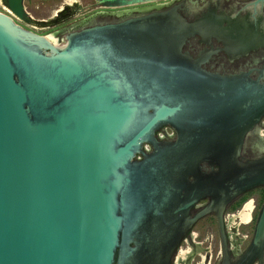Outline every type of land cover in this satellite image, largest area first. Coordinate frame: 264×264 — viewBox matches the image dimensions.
<instances>
[{
  "label": "water",
  "instance_id": "obj_1",
  "mask_svg": "<svg viewBox=\"0 0 264 264\" xmlns=\"http://www.w3.org/2000/svg\"><path fill=\"white\" fill-rule=\"evenodd\" d=\"M187 36L154 13L55 44L0 10V264H169L210 211L224 237V208L264 185V154H242L235 123L264 113V82L188 78L202 71L177 46ZM162 124L176 137L158 139Z\"/></svg>",
  "mask_w": 264,
  "mask_h": 264
},
{
  "label": "flooded vegetation",
  "instance_id": "obj_2",
  "mask_svg": "<svg viewBox=\"0 0 264 264\" xmlns=\"http://www.w3.org/2000/svg\"><path fill=\"white\" fill-rule=\"evenodd\" d=\"M254 2L137 0L121 8L101 5L74 22L49 31L57 36L61 44L68 31L84 26L154 13L169 14L174 23L188 30V36L177 45L181 54L188 56L190 69L202 71L200 74L189 73L188 78L212 80L209 89H241L264 82V1L258 9ZM235 123L246 126L242 154L245 157L264 154V113L255 121ZM155 133L158 139L163 140L176 137L175 129L169 124H162ZM263 200L264 185L247 189L232 200L223 211V238L215 212L201 216L189 231H185L173 250L169 264H264V241L253 244ZM209 202L207 197L201 199L192 212L206 207ZM200 221L203 224L196 228Z\"/></svg>",
  "mask_w": 264,
  "mask_h": 264
},
{
  "label": "rangeland",
  "instance_id": "obj_3",
  "mask_svg": "<svg viewBox=\"0 0 264 264\" xmlns=\"http://www.w3.org/2000/svg\"><path fill=\"white\" fill-rule=\"evenodd\" d=\"M133 1L137 0H23L25 13L20 16L10 9L8 0H0V10L7 12L16 21L39 33H49L52 32L49 30L56 26L67 25L85 16L97 6L111 5L121 8ZM202 224L203 222L200 221L196 228Z\"/></svg>",
  "mask_w": 264,
  "mask_h": 264
},
{
  "label": "bare ground",
  "instance_id": "obj_4",
  "mask_svg": "<svg viewBox=\"0 0 264 264\" xmlns=\"http://www.w3.org/2000/svg\"><path fill=\"white\" fill-rule=\"evenodd\" d=\"M23 2V0H22ZM8 5H9V2H8ZM10 7V5H9ZM24 8V6H23ZM11 9V8H10ZM12 10V9H11ZM13 11V10H12ZM14 13H16L15 11H13ZM24 13H25V10H24ZM24 13L22 15L16 13L17 15H20V16H23ZM43 34H46V36L55 44H59V39L57 38V36L53 33V32H49V33H43Z\"/></svg>",
  "mask_w": 264,
  "mask_h": 264
}]
</instances>
